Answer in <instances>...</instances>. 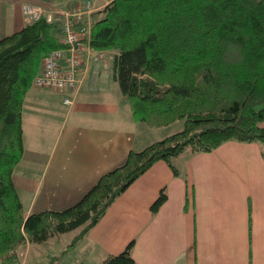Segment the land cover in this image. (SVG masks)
<instances>
[{"label":"trees","instance_id":"obj_1","mask_svg":"<svg viewBox=\"0 0 264 264\" xmlns=\"http://www.w3.org/2000/svg\"><path fill=\"white\" fill-rule=\"evenodd\" d=\"M110 52L113 80L133 116L151 128H183L103 174L73 206L25 215L12 175L23 154L22 106L43 58L62 49L57 21L43 15L0 39V264H19L17 249L95 226L156 162L184 150L210 153L224 143L264 146V0H109L91 14L85 39ZM166 201L161 191L150 210ZM133 242L102 264H138Z\"/></svg>","mask_w":264,"mask_h":264},{"label":"crops","instance_id":"obj_2","mask_svg":"<svg viewBox=\"0 0 264 264\" xmlns=\"http://www.w3.org/2000/svg\"><path fill=\"white\" fill-rule=\"evenodd\" d=\"M85 1L0 0V39L28 22L25 3L57 21L56 11ZM92 1L93 18L101 1ZM79 55L71 105L63 104L62 92L31 87L25 94L23 154L12 175L25 215L73 206L129 151L173 134L170 125L151 128L133 116L113 80L110 52L85 46ZM171 163L177 175L156 162L49 264H102L130 242L138 264H264V146L227 142L210 153L184 150ZM161 191L166 201L152 214ZM29 245L19 264L27 263Z\"/></svg>","mask_w":264,"mask_h":264},{"label":"built area","instance_id":"obj_3","mask_svg":"<svg viewBox=\"0 0 264 264\" xmlns=\"http://www.w3.org/2000/svg\"><path fill=\"white\" fill-rule=\"evenodd\" d=\"M100 1L104 6L109 0ZM45 12L37 4L22 5V13L28 22L38 21ZM92 12V0H86L72 10L56 11L57 31L64 48L53 50L43 58L40 72L32 81L34 88L67 94L63 100L64 105L72 104L73 95L80 83L77 78L82 65L79 51L87 46L85 39L90 32Z\"/></svg>","mask_w":264,"mask_h":264},{"label":"rangeland","instance_id":"obj_4","mask_svg":"<svg viewBox=\"0 0 264 264\" xmlns=\"http://www.w3.org/2000/svg\"><path fill=\"white\" fill-rule=\"evenodd\" d=\"M100 6H102L101 2H100ZM182 128H183V122L179 120L170 124L168 129L171 130L172 133H175L180 131ZM79 232H80V228H77L75 230L53 237L44 243L30 244L29 251L27 253L28 257L26 255L27 258L26 264H49L48 257L54 255H56L55 258L58 257V260H60V257L62 256L61 254H63L61 253V249L65 248L68 244H70L73 238L77 236ZM26 249H27V245H22L17 249L16 252L19 261H22L24 259ZM55 258L50 260L51 263L55 260Z\"/></svg>","mask_w":264,"mask_h":264}]
</instances>
